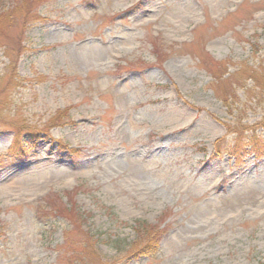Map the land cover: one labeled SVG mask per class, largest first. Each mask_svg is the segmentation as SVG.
Masks as SVG:
<instances>
[{
	"label": "rangeland",
	"instance_id": "rangeland-1",
	"mask_svg": "<svg viewBox=\"0 0 264 264\" xmlns=\"http://www.w3.org/2000/svg\"><path fill=\"white\" fill-rule=\"evenodd\" d=\"M28 1L44 21L0 20V264H68L74 206L72 239L108 258L144 221L168 233L129 264H264V146L224 153L240 125L264 135V93L234 78L264 72V0Z\"/></svg>",
	"mask_w": 264,
	"mask_h": 264
},
{
	"label": "trees",
	"instance_id": "trees-1",
	"mask_svg": "<svg viewBox=\"0 0 264 264\" xmlns=\"http://www.w3.org/2000/svg\"><path fill=\"white\" fill-rule=\"evenodd\" d=\"M27 3H29L28 0L18 4L14 8V11L2 16L0 20L14 21L20 15H23L28 20L25 24H37L44 21V19L37 17L38 14L35 12L37 7L30 9ZM227 66L228 64H219L218 68L212 70L213 75L219 76L218 78L220 79L223 77V74L221 75L220 73ZM262 73H264L262 69L258 70L253 69V67L243 66L234 78L237 79L236 83H244L242 88H245L247 83L251 81L255 89H258L260 93H264V74ZM219 85H216L217 93L223 100L225 106L230 110L231 106L227 101L228 92L223 90V86ZM0 112L3 114L5 111L0 110ZM68 118L67 112L64 111L57 113L43 129L39 130L37 127L14 128L13 148L11 151H18L19 147H22L21 139L23 137L26 138L27 135L31 137L36 136L37 132H44L47 136H50L49 131L54 127L61 126L62 122H65ZM232 134L235 135L234 146H228L224 153L233 156L236 162L240 159L243 161L247 157V154L251 152L255 156H260L259 147L264 146V135L258 132V126L244 127L240 125L233 129ZM228 135H231L230 128L228 129ZM222 142L225 143L227 140L220 139L216 146ZM52 211L56 212L57 210L53 209ZM56 214L61 215L69 225V229L65 233V250L61 256V259L63 257L64 262L68 264H129L143 258H150L158 253L160 244L168 233L166 228L163 229L144 221H138L135 223L136 239L132 243H125L122 240H112V245L117 252L114 257L108 258L99 252L97 249L98 241L90 233L82 234V239H77L76 241L72 239V232H77V228H81V223L84 220L83 216L76 211L75 206L73 210L64 207L62 211L59 210Z\"/></svg>",
	"mask_w": 264,
	"mask_h": 264
}]
</instances>
